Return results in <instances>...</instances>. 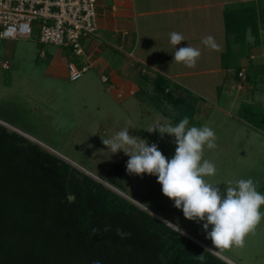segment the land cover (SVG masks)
Wrapping results in <instances>:
<instances>
[{
  "label": "rangeland",
  "instance_id": "1",
  "mask_svg": "<svg viewBox=\"0 0 264 264\" xmlns=\"http://www.w3.org/2000/svg\"><path fill=\"white\" fill-rule=\"evenodd\" d=\"M217 23L219 17L213 30ZM90 39L84 41V47ZM215 40L220 46L219 51H224L223 37ZM194 47L201 50L197 66L187 68L183 63H178L176 71H201L220 66L219 56H216L219 51L211 50L213 55L207 60L204 54L210 49L202 41ZM240 49H234V53ZM41 52L44 54L41 55ZM110 52L111 49L107 48V53ZM232 55L225 58L230 64L225 80L221 79V73L213 72L176 81L188 84L193 91L190 92L188 88L186 90L193 97H197V94L201 96L197 104L199 111L189 127L207 125L217 136V148H205L204 152V158L212 161L217 168L216 176L207 179L224 192L228 181L252 178L257 183V190L264 194V134L243 122L236 110L239 104L244 103L263 115L264 84L249 85L240 92L231 89L235 71L247 62V57L237 59ZM84 60L75 58L65 48L39 44L36 35L28 40L0 39V124L116 189L157 217L163 216L164 219L160 218L164 221L167 219L178 223L186 233L185 236L227 263L264 264V220L254 233L246 237L243 248L216 249L207 238L203 229L204 222L185 219L182 210L176 209L174 202L162 194V186L156 176H137L127 172L126 164L130 157L123 151L113 154L102 140L113 137L127 127L130 135L146 140L149 145L151 142L157 144L165 157L171 159L175 154V138L160 134L159 131L149 133L148 130L157 123H176L156 110L154 104L159 103L160 99L154 97L150 80L149 83L141 79L139 87L142 91L123 98L118 94L124 91L114 85L106 72L97 65L91 67L79 80L70 81L66 71L67 63L74 61L81 64ZM5 61L10 64L8 70L1 65ZM103 76H107L106 81L102 80ZM216 85L221 86L223 91L230 88L229 93L224 95L225 103L216 98ZM232 94H236L237 99L235 97L236 101L230 107L227 95ZM118 164L123 168L122 178L131 176L127 187L125 183L113 178ZM261 211L264 212V206Z\"/></svg>",
  "mask_w": 264,
  "mask_h": 264
},
{
  "label": "trees",
  "instance_id": "2",
  "mask_svg": "<svg viewBox=\"0 0 264 264\" xmlns=\"http://www.w3.org/2000/svg\"><path fill=\"white\" fill-rule=\"evenodd\" d=\"M262 17L264 7L256 2L224 8L223 68L230 67L225 58L234 53L233 44L241 48L237 55L251 47L247 32L254 45L259 43ZM242 68L235 71L236 79ZM141 79L151 81L154 97L160 99L154 104L156 110L176 124L185 116L189 125L193 123L199 111L197 97L160 74L150 77L141 73ZM238 114L245 123L264 132V114L260 111L241 103ZM122 169L116 165L113 178L127 187L131 176L122 178ZM118 229L127 235L121 237ZM0 264L229 263L102 182L0 124Z\"/></svg>",
  "mask_w": 264,
  "mask_h": 264
},
{
  "label": "crops",
  "instance_id": "3",
  "mask_svg": "<svg viewBox=\"0 0 264 264\" xmlns=\"http://www.w3.org/2000/svg\"><path fill=\"white\" fill-rule=\"evenodd\" d=\"M248 2H256L258 6L264 7V0H97L98 36L86 43L85 50L91 55L93 65L101 67L108 79L124 91L118 94L121 98L138 92L141 73H147L150 77L160 74L171 83L185 90L188 88L191 92L193 90L188 84L179 83L176 79L215 72L221 73V79L225 80L228 69L223 68L221 62V56L226 49L223 10L230 4ZM218 17L219 24L217 23L213 30ZM259 22V43L254 45L253 37L247 32L246 41L251 47L240 55L234 53L237 59L247 57V62L241 64L243 68L240 70L244 74V79L233 77L231 81V89L234 88L237 92L249 85L264 84V17L260 18ZM172 32L182 34L185 40L179 45H172L170 43ZM209 35L220 40L223 37L224 51H219V55H216L217 58L219 56L220 66L201 71H176L178 63L174 61L175 51L180 47H194L197 42L200 43ZM232 47L233 51L240 48L237 44H233ZM107 48L112 52L107 53ZM204 55L208 60L213 52L210 49ZM257 58L261 60L258 61ZM181 65L179 66L182 67ZM253 73L257 75L254 77ZM249 76L251 80L248 81ZM239 84L242 85L240 89ZM215 88L216 93L220 88L216 98L225 103L224 95L229 93L230 88L228 91L221 90L219 85ZM198 97H201L200 94H197ZM235 97L236 94L227 95L226 101L231 102L230 107ZM258 131L264 134L263 131Z\"/></svg>",
  "mask_w": 264,
  "mask_h": 264
},
{
  "label": "clouds",
  "instance_id": "4",
  "mask_svg": "<svg viewBox=\"0 0 264 264\" xmlns=\"http://www.w3.org/2000/svg\"><path fill=\"white\" fill-rule=\"evenodd\" d=\"M184 40L182 34L170 33L172 45ZM202 43L211 50H220L211 35L203 38ZM200 56L199 48L180 47L174 53V61L195 68ZM154 131L175 138V154L171 159L165 157L157 144L149 145L146 140L130 135L127 127L102 142L113 154L123 151L130 157L126 164L129 174L156 176L162 194L174 202L176 209L182 210L185 219L204 222L203 229L216 249L243 248L246 237L264 220L261 211L264 194L257 190V183L252 178L228 181L222 192L207 179L217 174L216 165L204 158L205 148H217V136L210 126L189 127V119L185 116L176 125L168 121L148 130L149 133ZM165 220L168 227L180 235L186 234L178 223ZM117 234L127 235L119 229Z\"/></svg>",
  "mask_w": 264,
  "mask_h": 264
},
{
  "label": "built area",
  "instance_id": "5",
  "mask_svg": "<svg viewBox=\"0 0 264 264\" xmlns=\"http://www.w3.org/2000/svg\"><path fill=\"white\" fill-rule=\"evenodd\" d=\"M96 6L97 0H0V39L28 40L36 35L41 45L62 47L75 58H84L81 64L70 61L66 65L68 79L77 81L94 66L84 41L98 36ZM1 65L10 68L7 61ZM238 76L244 79L243 72Z\"/></svg>",
  "mask_w": 264,
  "mask_h": 264
},
{
  "label": "water",
  "instance_id": "6",
  "mask_svg": "<svg viewBox=\"0 0 264 264\" xmlns=\"http://www.w3.org/2000/svg\"><path fill=\"white\" fill-rule=\"evenodd\" d=\"M104 184V183H103ZM105 186H107L108 188H110L111 190H113L114 192H116V193H118L119 195H121V196H123L124 198H126V199H128L129 201H131L132 203H134V204H136L134 201H132L131 199H129L128 197H126L125 195H123V194H121L119 191H117L116 189H114V188H112V187H110L109 185H107V184H104ZM137 205V204H136ZM137 206H139L140 208H142L140 205H137ZM142 209H144V208H142ZM144 210H146V209H144ZM147 211V210H146ZM147 212H149V211H147ZM150 214H152V215H154L153 213H151V212H149ZM155 217H157L156 215H154ZM158 219H160L162 222H164V223H166V221H164L163 219H161L160 217H157ZM167 224V223H166Z\"/></svg>",
  "mask_w": 264,
  "mask_h": 264
}]
</instances>
